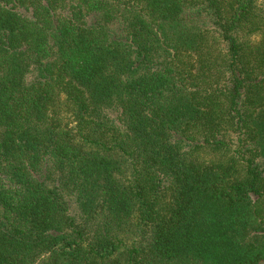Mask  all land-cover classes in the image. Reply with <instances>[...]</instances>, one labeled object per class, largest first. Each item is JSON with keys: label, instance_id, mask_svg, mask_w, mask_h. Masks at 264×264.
<instances>
[{"label": "trees", "instance_id": "16d2710c", "mask_svg": "<svg viewBox=\"0 0 264 264\" xmlns=\"http://www.w3.org/2000/svg\"><path fill=\"white\" fill-rule=\"evenodd\" d=\"M0 264H264V0H0Z\"/></svg>", "mask_w": 264, "mask_h": 264}]
</instances>
